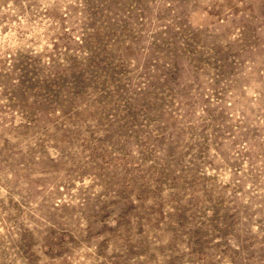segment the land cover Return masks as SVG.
Masks as SVG:
<instances>
[{
	"label": "rangeland",
	"instance_id": "374dc122",
	"mask_svg": "<svg viewBox=\"0 0 264 264\" xmlns=\"http://www.w3.org/2000/svg\"><path fill=\"white\" fill-rule=\"evenodd\" d=\"M0 264H264V0H0Z\"/></svg>",
	"mask_w": 264,
	"mask_h": 264
}]
</instances>
